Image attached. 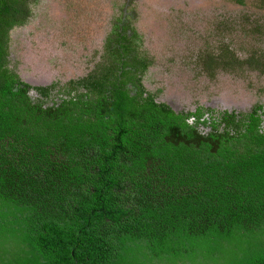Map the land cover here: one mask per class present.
Masks as SVG:
<instances>
[{
	"label": "trees",
	"instance_id": "trees-1",
	"mask_svg": "<svg viewBox=\"0 0 264 264\" xmlns=\"http://www.w3.org/2000/svg\"><path fill=\"white\" fill-rule=\"evenodd\" d=\"M36 2L0 0V264H264L263 106L158 101L121 16L86 76L30 84L9 35Z\"/></svg>",
	"mask_w": 264,
	"mask_h": 264
},
{
	"label": "rangeland",
	"instance_id": "rangeland-1",
	"mask_svg": "<svg viewBox=\"0 0 264 264\" xmlns=\"http://www.w3.org/2000/svg\"><path fill=\"white\" fill-rule=\"evenodd\" d=\"M120 16L136 32L134 52L150 61L138 77L158 101L214 108V117L264 108V0H37L29 22L10 30L9 61L30 84L80 79ZM225 46L240 60L262 53L261 64L220 65Z\"/></svg>",
	"mask_w": 264,
	"mask_h": 264
}]
</instances>
